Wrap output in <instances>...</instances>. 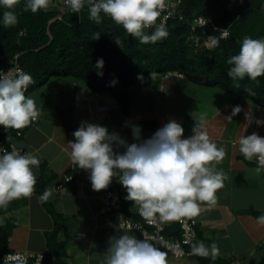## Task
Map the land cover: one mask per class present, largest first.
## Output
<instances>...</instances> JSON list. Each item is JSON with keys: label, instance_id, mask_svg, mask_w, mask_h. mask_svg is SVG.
I'll use <instances>...</instances> for the list:
<instances>
[{"label": "crops", "instance_id": "crops-1", "mask_svg": "<svg viewBox=\"0 0 264 264\" xmlns=\"http://www.w3.org/2000/svg\"><path fill=\"white\" fill-rule=\"evenodd\" d=\"M154 84L148 78L133 85L129 89V111L123 113L111 96L92 93L82 83L67 93L72 97L68 118L60 108V99L41 101L36 102L41 114L28 127L9 128V137L16 146L39 158L40 165L33 171L37 179L47 181L45 189L52 190L47 202L57 216L44 210L35 192L30 198L17 199L0 208V264L7 252L42 254L44 261L47 253H54L48 264H104L110 237L126 232L142 240L138 231L118 228L117 212L102 211L104 191L127 194L118 179L106 190L95 191L90 172L81 169L80 174H75L76 165L67 144L75 141L73 133L82 122L114 126L121 138L133 144L138 141L133 137L132 126H138L142 140H148L175 120L184 129L183 138H188L201 116L210 138L226 150V157L216 169L228 179L217 192L216 206L202 204L203 211L194 217V243L217 244L220 254L216 259L223 264H264V225L258 223V217L264 215V170L255 175L258 165L254 158L245 159L238 145L241 136L257 133L264 137V125L256 123L264 121V109L235 99L221 89L198 86L184 77H170ZM82 97L87 100H77ZM101 105L111 106L112 111L98 112ZM235 107L241 109L237 115H233ZM14 131H21L22 136L15 138ZM71 175L73 179L66 182L65 178ZM118 211L138 220L133 204L122 203ZM59 224L63 226L55 233ZM167 259L169 264H200L195 256L175 259L168 255Z\"/></svg>", "mask_w": 264, "mask_h": 264}, {"label": "clouds", "instance_id": "clouds-1", "mask_svg": "<svg viewBox=\"0 0 264 264\" xmlns=\"http://www.w3.org/2000/svg\"><path fill=\"white\" fill-rule=\"evenodd\" d=\"M18 3L19 0H0V5L6 9H13ZM50 3L51 0H26L25 11L47 10ZM65 3L74 13H80L87 4L90 20L101 23L103 13L141 44H155L168 36L163 23L156 26L166 0H65ZM17 23L14 11L3 13L5 27ZM154 26L151 34L145 32ZM226 35L227 31H223L220 36ZM99 36L97 33L95 39ZM114 39L122 47L120 38ZM210 39L214 45L219 44L216 37ZM227 64L231 66L228 76L233 81L246 77L255 81L264 76V39L245 37L239 54L231 56ZM96 66H104L102 58ZM31 83L33 79L26 72L19 71L15 77L0 72V126L20 130L40 116L36 101L25 94ZM80 99L83 97L77 100ZM240 111L235 107L233 115ZM256 123L264 125V121ZM203 125L204 117L201 116L195 123L193 135L183 138V127L172 120L148 140H142L141 129L132 126L133 137L138 143L128 144L118 133H109L104 126L82 122L73 133L75 141L68 142L67 146L72 162L90 172L93 190H106L118 179L127 191L126 199L138 206L145 220L152 222L158 218L160 222H169L198 217L203 211L202 204L209 208L216 206L217 192L228 179L223 171L216 169L226 157V150L213 142ZM238 145L245 159L257 160L254 174L259 175L264 170V137L257 133L241 136ZM117 148L125 151L119 152ZM39 165L37 156L22 153L15 145L11 146V151L0 148V208L34 194L37 177L33 169ZM51 196L52 190L45 189L39 199L46 202ZM258 223L264 225V215L258 217ZM190 254L215 260L220 250L215 243L206 246L201 241L192 244ZM167 257L168 252L161 251L147 238L137 239L124 232L110 237L104 264H169Z\"/></svg>", "mask_w": 264, "mask_h": 264}, {"label": "trees", "instance_id": "trees-1", "mask_svg": "<svg viewBox=\"0 0 264 264\" xmlns=\"http://www.w3.org/2000/svg\"><path fill=\"white\" fill-rule=\"evenodd\" d=\"M59 2L51 0L47 10L37 13L25 11L26 0H19L13 9L0 5V57L8 60L19 55L20 66L33 79L27 96L52 78L69 77L82 82L92 93L108 94L123 113H128L129 89L133 85L152 78L156 86L165 74L177 73L193 84L221 89L235 99L264 109V76L255 81L247 77L233 81L228 76L231 66L227 64L231 56L239 54L245 37L264 39V0H238L237 6L226 0H180L176 13L182 15V19L179 20L176 14L167 24V38L146 45L103 13L101 23L90 20L87 4L80 13H74ZM5 11L15 12L18 18L15 26L3 25ZM197 15L228 29V38L221 39L209 28L204 31L193 28V19ZM154 30L149 28L145 32L151 34ZM97 33L99 39H95ZM115 37L120 38L122 47L116 44ZM210 37L219 39V44L214 45ZM101 58L104 66L97 68ZM64 112L68 118L70 111ZM11 132L0 126V137L5 141L10 140ZM46 185L47 181L37 179L35 193L38 198ZM39 201L44 210L54 218L57 216L47 201ZM62 226L59 224L54 232ZM164 234L178 236L177 224L167 226ZM52 254L45 255L43 264L49 263ZM195 257L200 264H223L219 259Z\"/></svg>", "mask_w": 264, "mask_h": 264}, {"label": "built area", "instance_id": "built-area-1", "mask_svg": "<svg viewBox=\"0 0 264 264\" xmlns=\"http://www.w3.org/2000/svg\"><path fill=\"white\" fill-rule=\"evenodd\" d=\"M230 5L237 6L238 0H226ZM60 5L67 9V4L65 0H60ZM180 5V0H166V7L162 11L160 18H158L156 26H159L163 23L165 29L167 27L168 22L171 19L176 17V8ZM178 19H182V15L177 14ZM154 26L153 28H155ZM193 28H199L204 31L205 28L211 29L213 32L217 33L221 38V33L223 31H227V35L221 39H227L229 36V30L226 28L219 27L212 23V21L203 16L197 15L193 19ZM19 55L13 56L11 59L5 60L3 57H0V60L3 59L4 63H0V72L5 74H11L15 77L19 71H23L22 67L18 62ZM170 76L182 77L180 74L174 73H167L165 74L162 79H167ZM28 89L25 94H27ZM86 100V98H83ZM110 107L108 106H98L97 110L99 112H107L110 111ZM108 129L109 133H118L117 129L114 126L103 124ZM119 134V133H118ZM120 135V134H119ZM22 136L21 131H16L14 134L15 138H19ZM16 144L10 139L9 141H5L3 138L0 137V148L7 149L11 151V146ZM17 149L21 150V152L26 153L28 151L19 148L16 146ZM255 162L257 160L254 158ZM258 164V163H257ZM75 174H80L81 169L79 167L74 168ZM73 179V176H68L65 178L66 182H69ZM127 194H119L115 191L107 190L104 191L102 194V210L106 213H116V217L118 220V228H120V224L122 222V229L121 230H136L141 233L142 239L147 238L152 243H154L157 247L160 248L161 251L168 252V255L175 259H186L191 258V246L196 239V221L194 218H181L180 220L169 221V222H160L159 219H153L152 222L145 220L139 213V208L133 202L126 199ZM122 203H130L136 207L135 215H137L138 220H134L133 218L125 216L120 209V205ZM177 224L179 234L178 236H167L164 234V230L167 226L173 224ZM1 262L3 264H43L44 257L42 254H27V253H20V252H7L4 253L1 257Z\"/></svg>", "mask_w": 264, "mask_h": 264}, {"label": "rangeland", "instance_id": "rangeland-1", "mask_svg": "<svg viewBox=\"0 0 264 264\" xmlns=\"http://www.w3.org/2000/svg\"><path fill=\"white\" fill-rule=\"evenodd\" d=\"M81 84L82 83L79 80H76L74 78L56 77V78H52L50 82L46 84L44 87L30 93V95L28 96L33 98L36 102L43 101L44 103L46 101L59 102L60 99L62 101L60 102L61 104H59L60 108H62L63 111L64 110L69 111L68 107L70 106V104H72V97H68L67 93L72 92L73 88H76V86H80ZM61 91L64 92V94H61L62 93ZM65 105H67V107ZM78 105L81 104L79 103ZM100 117L104 118L105 114L101 115ZM101 124H106V123H101Z\"/></svg>", "mask_w": 264, "mask_h": 264}]
</instances>
